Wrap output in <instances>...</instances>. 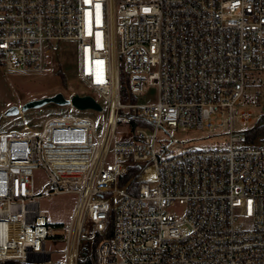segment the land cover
<instances>
[{
    "label": "built area",
    "instance_id": "obj_1",
    "mask_svg": "<svg viewBox=\"0 0 264 264\" xmlns=\"http://www.w3.org/2000/svg\"><path fill=\"white\" fill-rule=\"evenodd\" d=\"M67 41L104 119L0 134V264H264V135L237 129L264 88V0H0V68L44 72ZM62 194L76 206L53 225L40 202Z\"/></svg>",
    "mask_w": 264,
    "mask_h": 264
},
{
    "label": "rangeland",
    "instance_id": "obj_2",
    "mask_svg": "<svg viewBox=\"0 0 264 264\" xmlns=\"http://www.w3.org/2000/svg\"><path fill=\"white\" fill-rule=\"evenodd\" d=\"M56 46L48 55L44 72L21 73L0 68V134L41 132L48 119L67 114L91 117L96 122L98 130L100 129L104 119L103 112L94 110L78 111L71 106H59L53 103L41 108L30 109L16 116H4L11 107H22L31 100L51 97L58 93H62L66 98H70L75 94L91 95L100 101L102 105L104 104L99 95L82 80L79 74L77 44L73 41H67ZM158 95L157 88H149L143 95L135 97L128 95L129 97L124 103H154L157 101ZM246 110L252 113V122L248 124L238 122V130H250L264 124L262 121L264 115V88L258 102L256 101L255 105H248ZM170 133L178 139L193 140L190 142L193 148L215 147L226 141L224 136L209 137L197 131L181 129ZM47 181L48 177L45 170L35 171L34 183L37 192L41 191ZM77 198L78 196L75 194L45 196L40 202L41 210L49 223L53 225L67 224L76 206ZM47 249L61 251L64 249V244L48 242ZM52 257L53 259H61L57 254Z\"/></svg>",
    "mask_w": 264,
    "mask_h": 264
},
{
    "label": "water",
    "instance_id": "obj_3",
    "mask_svg": "<svg viewBox=\"0 0 264 264\" xmlns=\"http://www.w3.org/2000/svg\"><path fill=\"white\" fill-rule=\"evenodd\" d=\"M56 104L59 106L72 105L78 111L94 110L102 112L103 108L97 100L91 95L75 94L71 99H66L62 93H58L51 97H44L42 99L31 100L25 103L22 107H11L6 111L4 116H16L20 113H25L30 109L41 108L47 104ZM33 262V261H32Z\"/></svg>",
    "mask_w": 264,
    "mask_h": 264
},
{
    "label": "trees",
    "instance_id": "obj_4",
    "mask_svg": "<svg viewBox=\"0 0 264 264\" xmlns=\"http://www.w3.org/2000/svg\"><path fill=\"white\" fill-rule=\"evenodd\" d=\"M122 98L121 100L123 102H125L128 99V91L127 89L123 88L122 89ZM132 99V98H131ZM133 100V99H132ZM263 123H264V115H263V119H262ZM253 135L254 137L260 136V135H264V124L260 125L259 127H257L256 129H254L253 131ZM3 264H30V263H22V262H18V261H8L6 263ZM59 264V263H58Z\"/></svg>",
    "mask_w": 264,
    "mask_h": 264
}]
</instances>
